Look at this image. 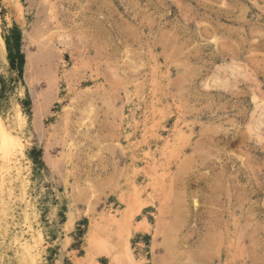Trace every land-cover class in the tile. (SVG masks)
<instances>
[{
    "label": "rangeland",
    "instance_id": "rangeland-1",
    "mask_svg": "<svg viewBox=\"0 0 264 264\" xmlns=\"http://www.w3.org/2000/svg\"><path fill=\"white\" fill-rule=\"evenodd\" d=\"M0 125V264H264V0H0Z\"/></svg>",
    "mask_w": 264,
    "mask_h": 264
},
{
    "label": "bare ground",
    "instance_id": "bare-ground-1",
    "mask_svg": "<svg viewBox=\"0 0 264 264\" xmlns=\"http://www.w3.org/2000/svg\"><path fill=\"white\" fill-rule=\"evenodd\" d=\"M22 152H23V144L21 142L20 136L19 135L10 136V134H8L3 129L2 125H0V163L3 165L2 168L4 167V165L6 166L7 164H11L12 171L14 173L13 175H15L17 178L24 179L25 171L21 159ZM10 173L12 172L8 171L7 175ZM34 235H35L34 230L30 225H27L26 229L17 230V232L14 233L13 239L18 244V250L21 251L22 253L28 252L30 249L29 243L31 239H34L35 237ZM121 257L123 258V256ZM116 258L118 259V257Z\"/></svg>",
    "mask_w": 264,
    "mask_h": 264
},
{
    "label": "trees",
    "instance_id": "trees-1",
    "mask_svg": "<svg viewBox=\"0 0 264 264\" xmlns=\"http://www.w3.org/2000/svg\"><path fill=\"white\" fill-rule=\"evenodd\" d=\"M15 39V46H16V53L12 54L10 52L9 54V61H10V66L12 68H19L22 67L23 63H24V58L23 55L20 52V48H19V42H20V38H19V34L16 35Z\"/></svg>",
    "mask_w": 264,
    "mask_h": 264
}]
</instances>
